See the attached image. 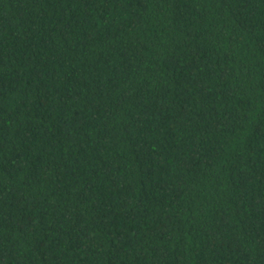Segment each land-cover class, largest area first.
<instances>
[{
  "label": "trees",
  "instance_id": "obj_1",
  "mask_svg": "<svg viewBox=\"0 0 264 264\" xmlns=\"http://www.w3.org/2000/svg\"><path fill=\"white\" fill-rule=\"evenodd\" d=\"M0 264H264V0H0Z\"/></svg>",
  "mask_w": 264,
  "mask_h": 264
}]
</instances>
